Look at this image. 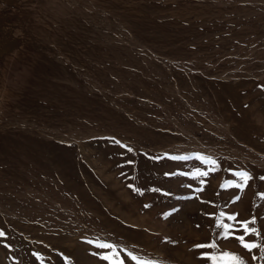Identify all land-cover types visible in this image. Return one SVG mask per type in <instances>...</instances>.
<instances>
[{"label": "rangeland", "instance_id": "obj_1", "mask_svg": "<svg viewBox=\"0 0 264 264\" xmlns=\"http://www.w3.org/2000/svg\"><path fill=\"white\" fill-rule=\"evenodd\" d=\"M217 218L264 248V0H0V264H264Z\"/></svg>", "mask_w": 264, "mask_h": 264}, {"label": "snow or ice", "instance_id": "obj_2", "mask_svg": "<svg viewBox=\"0 0 264 264\" xmlns=\"http://www.w3.org/2000/svg\"><path fill=\"white\" fill-rule=\"evenodd\" d=\"M116 143H119V141H116ZM126 147V146H125ZM128 151H132V149H128ZM173 159H188L187 157H172ZM203 163H205L209 170H214L217 167V161L213 160L210 157H198ZM129 163H132V161H129ZM197 175L204 177L208 175L207 171H200L197 169ZM235 175L239 178V183H235L234 186L238 189H243L251 179L250 175L247 172H236ZM201 183H203V180H201ZM239 197H237L238 199ZM224 214L221 213V217H223ZM228 220L235 221L236 217L229 215L226 217ZM255 218H253L250 221H240L239 228L235 227L233 224H227L224 223V220L222 218L216 219V227L217 229L222 230V235L220 236L221 239H229L234 238L239 245L246 250L247 252H253L254 250H260L261 256H253L252 259H260L264 258V248H262L261 244L256 243L255 240L248 241L246 240V237L248 236H254L259 237L260 233L255 227H249L250 224H255ZM242 232L241 235H236V232ZM6 234L3 230H0V237H5ZM99 247L103 249L113 250L115 252L117 246L109 243H102L98 245ZM200 249H211L214 250L216 253H219V255L211 254V253H204L203 258L210 260L212 264H246V262L243 260L242 257H239L237 254L231 253V252H221L219 249L218 244L215 241H212L208 244H200L196 246ZM116 255H119L118 252H116ZM105 260H111V257L108 255H105L103 257ZM67 259V258H65ZM130 259L131 261L135 262V264H151L150 261H144L137 256L133 255L131 252L127 253V256L124 257L120 264H124L125 260Z\"/></svg>", "mask_w": 264, "mask_h": 264}, {"label": "bare ground", "instance_id": "obj_3", "mask_svg": "<svg viewBox=\"0 0 264 264\" xmlns=\"http://www.w3.org/2000/svg\"><path fill=\"white\" fill-rule=\"evenodd\" d=\"M141 5V4H140ZM149 22V21H148ZM153 23V22H152ZM78 25V24H77ZM72 30V29H71ZM109 32V31H108ZM111 32V31H110ZM72 52V51H71ZM79 58V57H78ZM43 65H45V64H43ZM78 68V67H77ZM76 71V70H75ZM79 72V71H78ZM78 72H76L77 74H78ZM201 72V71H200ZM60 73V72H59ZM57 74H58V72H57ZM76 75V74H75ZM80 77V76H79ZM75 84V83H74ZM30 85V84H29ZM59 85V84H58ZM49 86V85H48ZM69 86V85H68ZM32 87V86H31ZM30 87V88H31ZM59 88V87H58ZM54 89V88H53ZM68 89V88H67ZM55 91V90H54ZM57 91V90H56ZM82 91V90H81ZM177 91V90H176ZM87 92V91H86ZM90 92V91H89ZM85 93V92H84ZM179 93V92H178ZM46 94V93H45ZM82 94V93H81ZM86 94L87 93H85V96H86ZM56 95V94H55ZM47 96V95H46ZM54 96V95H53ZM76 96V95H75ZM80 96H82V95H80ZM48 97V96H47ZM50 97V96H49ZM77 97H78V95H77ZM33 98V97H32ZM84 98H87V97H84ZM27 101V100H26ZM78 102V101H77ZM79 103V102H78ZM82 103V102H81ZM83 105V104H82ZM31 107V106H30ZM76 107H78V106H76ZM75 107V108H76ZM84 107V106H83ZM49 113V112H48ZM7 139V138H6ZM9 140V139H8ZM7 140V141H8ZM3 143V142H2ZM9 143V142H8ZM7 145V144H6ZM10 145V144H9ZM8 148V147H7ZM10 150V149H9ZM2 155V154H1Z\"/></svg>", "mask_w": 264, "mask_h": 264}]
</instances>
